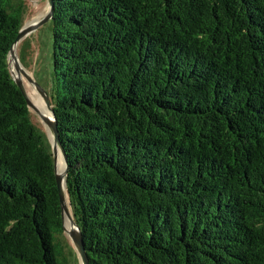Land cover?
Listing matches in <instances>:
<instances>
[{
  "label": "trees",
  "instance_id": "trees-1",
  "mask_svg": "<svg viewBox=\"0 0 264 264\" xmlns=\"http://www.w3.org/2000/svg\"><path fill=\"white\" fill-rule=\"evenodd\" d=\"M51 104L88 264H264V0H53ZM0 0V264H67L51 143Z\"/></svg>",
  "mask_w": 264,
  "mask_h": 264
},
{
  "label": "rangeland",
  "instance_id": "rangeland-1",
  "mask_svg": "<svg viewBox=\"0 0 264 264\" xmlns=\"http://www.w3.org/2000/svg\"><path fill=\"white\" fill-rule=\"evenodd\" d=\"M25 1V12L23 14L25 25H35L33 30L24 39L18 42L16 46V54L20 63V67L35 85L34 86L32 83H30L25 76H22V81L25 85L28 96L40 110L39 104L42 102V105H45V102L42 95L36 89V85L49 97L52 96V90L54 86V72L52 62V22L44 20L48 11V0ZM11 71L15 76L18 75V71L13 62L11 63ZM31 111L35 120L42 124V121L36 112L33 109H31ZM43 131L48 137L44 126ZM68 203L69 210L72 214L69 198ZM61 240L64 244V247H62L60 254H64L66 256L67 264H81L80 257L75 249L74 244L69 238L68 233L64 231V234L61 235Z\"/></svg>",
  "mask_w": 264,
  "mask_h": 264
},
{
  "label": "water",
  "instance_id": "water-1",
  "mask_svg": "<svg viewBox=\"0 0 264 264\" xmlns=\"http://www.w3.org/2000/svg\"><path fill=\"white\" fill-rule=\"evenodd\" d=\"M53 8H54L53 0H48V11L44 18L45 21L52 20ZM34 25L35 24L33 25L26 24L20 29L16 37V40L14 41L10 49L9 55H8L9 69L11 71V63L13 62L18 71V75L15 76L12 71H11V75L14 81L16 82L17 86L20 88L23 96L25 97L28 107L33 109L36 112V114L39 116L48 134L49 141L52 146L54 162H55V175H56V182H57L60 204H61V209H62L63 228H64V231L68 233L69 238L74 244L75 249L80 257L81 264H88L87 254H86L85 246L83 243V238H82L80 227L78 223L74 220V217L69 210L68 195H67V189H66V177H67V172H68V163H67V157L65 155L64 149L60 142L58 125H57V121L55 118L53 106L51 104V99L46 93L40 90L39 87H37L36 85V89L42 95L45 105L47 106V108L50 109L52 113V119L42 114L40 110L36 107V105L31 101L26 91L25 85L22 81V76H25L28 79V81L34 85V82L25 74L24 70L19 65L20 63H19V60L16 54V46L20 40L24 39L33 30ZM59 161L63 163L62 172H59V169H60ZM67 221L70 224L69 229L67 228Z\"/></svg>",
  "mask_w": 264,
  "mask_h": 264
},
{
  "label": "bare ground",
  "instance_id": "bare-ground-1",
  "mask_svg": "<svg viewBox=\"0 0 264 264\" xmlns=\"http://www.w3.org/2000/svg\"><path fill=\"white\" fill-rule=\"evenodd\" d=\"M42 104H43L42 102L39 104V108L43 113L41 111L40 112L42 114H44L45 116H47L48 118L52 119V113H51L50 109L47 108L45 105H42ZM59 165H60L59 172H62L63 171V163L61 161H59ZM67 228H70L69 222L67 223Z\"/></svg>",
  "mask_w": 264,
  "mask_h": 264
},
{
  "label": "crops",
  "instance_id": "crops-1",
  "mask_svg": "<svg viewBox=\"0 0 264 264\" xmlns=\"http://www.w3.org/2000/svg\"><path fill=\"white\" fill-rule=\"evenodd\" d=\"M27 25H29V24H27Z\"/></svg>",
  "mask_w": 264,
  "mask_h": 264
}]
</instances>
